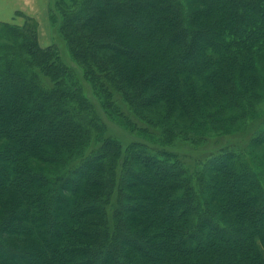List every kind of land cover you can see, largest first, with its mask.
I'll use <instances>...</instances> for the list:
<instances>
[{
  "label": "trees",
  "instance_id": "1",
  "mask_svg": "<svg viewBox=\"0 0 264 264\" xmlns=\"http://www.w3.org/2000/svg\"><path fill=\"white\" fill-rule=\"evenodd\" d=\"M185 2L56 0L126 145L37 21L0 24V264H264V130L245 155L174 149L259 109L264 0Z\"/></svg>",
  "mask_w": 264,
  "mask_h": 264
},
{
  "label": "rangeland",
  "instance_id": "2",
  "mask_svg": "<svg viewBox=\"0 0 264 264\" xmlns=\"http://www.w3.org/2000/svg\"><path fill=\"white\" fill-rule=\"evenodd\" d=\"M178 1L185 9L186 0ZM32 19L39 24L42 43L53 48V50L56 49L62 61L72 67L78 76L77 85L82 87V95L88 98L96 107L97 111L94 115H87L88 120L94 119V123L104 128L107 136L117 138L125 145L139 140L138 136L125 130L102 108L95 95L92 82L86 78L83 68L74 60L70 45L61 31L64 19L61 11L56 6V0H0V24L8 23L29 29L30 27L27 26L29 23L33 24ZM25 22L26 25H23ZM76 88L71 87L68 90L72 96H76ZM117 99L118 102H122L120 97H117ZM257 107L259 109L253 114V118L249 116L241 120V123L228 122L225 132H222L224 130L222 129L221 133H217L218 136H210L205 143L198 146L192 145L191 142L180 141L175 142L174 149L179 152L183 160L190 162L194 159L204 160L211 155L217 156L221 151L243 152V154L249 152L251 140L264 130V100L260 101ZM245 120H247V123L244 122ZM149 152L153 153L152 150H149Z\"/></svg>",
  "mask_w": 264,
  "mask_h": 264
}]
</instances>
